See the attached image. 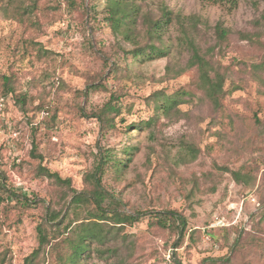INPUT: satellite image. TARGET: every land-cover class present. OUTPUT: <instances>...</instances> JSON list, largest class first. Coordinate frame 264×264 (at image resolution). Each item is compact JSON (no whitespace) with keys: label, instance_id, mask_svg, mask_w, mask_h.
Instances as JSON below:
<instances>
[{"label":"rangeland","instance_id":"1","mask_svg":"<svg viewBox=\"0 0 264 264\" xmlns=\"http://www.w3.org/2000/svg\"><path fill=\"white\" fill-rule=\"evenodd\" d=\"M8 2L0 0V264H25L46 209L71 200L68 189L37 175L39 164L81 190L101 152L120 155L127 145L136 150L123 155L131 159L118 180L104 176L121 210H174L186 218L184 234L144 217L124 226L110 258L85 264H264V69L253 70L264 55V1L238 0L232 9L227 0H135L134 41L113 32L106 0H38L20 19ZM164 9L171 21L155 44L169 53L129 65V51L148 44L147 26ZM217 24L228 30L224 55ZM190 43L214 50L226 73L217 111L198 89L195 68L179 73ZM179 90L188 93L179 113L154 116L151 96ZM114 95L121 113L107 128L92 113ZM149 118L150 125H133ZM187 143L198 148L192 161ZM231 170L254 181L238 184ZM38 261L54 263L49 245Z\"/></svg>","mask_w":264,"mask_h":264},{"label":"trees","instance_id":"2","mask_svg":"<svg viewBox=\"0 0 264 264\" xmlns=\"http://www.w3.org/2000/svg\"><path fill=\"white\" fill-rule=\"evenodd\" d=\"M36 1L38 0H29L27 5H24L22 0H9L8 3L12 6L15 16L18 15L20 19V17L33 11ZM106 2V19L110 23L113 32L120 33L124 40L134 41L136 37L135 24L139 10L135 0H106ZM227 2H229L232 9L238 5V0H227ZM262 18L264 19V14ZM170 21V12L164 9L159 19L149 22L146 31L148 44L129 51L130 57H127L129 65L138 61L142 62L145 59L160 58L169 53L167 46L157 45L155 40L159 39L163 28ZM214 30L219 47L217 54L224 55V49L227 47L228 42V30L221 24H217ZM241 37L251 39L248 33H242ZM190 48V56L185 67L179 73L184 69L195 68L198 89L213 110L217 111L222 105L223 96L227 93L224 89L226 73L222 69V64L211 56L214 50H210V54L201 53V50L193 43H190ZM207 55L210 56L207 57ZM259 68L264 69V55L259 63L253 64V70ZM111 69H116V67L112 66ZM9 80V78L3 80L6 87H9ZM91 87L94 88L96 85L92 84ZM185 95H188V93L181 90L171 95L155 92L151 96V101L154 103V116L160 113L167 118L177 115L180 111L177 105L184 101ZM113 98H116L115 95L105 102L100 109L92 113L93 117L100 120V123L107 128L115 125V117L121 113V105L114 102ZM153 121L154 118H149L135 122L133 125L141 128L150 125ZM185 146L188 155L187 161L194 160L198 148L192 143H187ZM135 150V146L127 145L121 149V153L118 155V153L112 154L110 150L105 149L101 152L95 169L84 173V185L81 190L71 187L70 178H61L58 173L51 172L44 166L38 165L37 172L39 171L40 174H36L47 177L58 186L68 189L71 200L68 204L65 202L59 210L52 205L46 209L43 218L36 225L38 247L25 258V264H40L38 261L39 253L47 245H49L50 257L54 259L53 264H85L88 259L94 256L107 260L118 250L111 245L117 241L118 235L124 226H131L144 217L148 218L149 224L177 233L180 237L183 236L187 224L186 218L174 210H134L133 212L121 210V200L115 189L111 187L108 179H104V176L106 173H114L115 178L109 179L117 181L122 168L126 166V161L131 159L130 157L124 158L123 155L129 156ZM230 174L238 184H247L254 181V176L249 172L231 170ZM10 193V196L12 195L20 200V195L12 190ZM261 218H264V213ZM178 244L179 241L174 244V248L178 247ZM108 264L129 263L118 258V260L108 262Z\"/></svg>","mask_w":264,"mask_h":264}]
</instances>
